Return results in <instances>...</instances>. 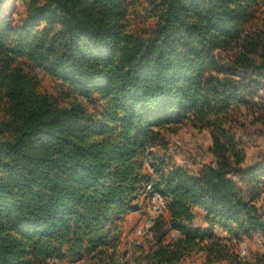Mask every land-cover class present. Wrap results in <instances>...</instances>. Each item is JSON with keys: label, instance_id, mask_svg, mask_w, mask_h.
I'll use <instances>...</instances> for the list:
<instances>
[{"label": "trees", "instance_id": "1", "mask_svg": "<svg viewBox=\"0 0 264 264\" xmlns=\"http://www.w3.org/2000/svg\"><path fill=\"white\" fill-rule=\"evenodd\" d=\"M256 125L264 0H0V264H264L241 255L264 240ZM183 126L211 139L196 170L169 155ZM148 186L166 208L129 255Z\"/></svg>", "mask_w": 264, "mask_h": 264}, {"label": "rangeland", "instance_id": "2", "mask_svg": "<svg viewBox=\"0 0 264 264\" xmlns=\"http://www.w3.org/2000/svg\"><path fill=\"white\" fill-rule=\"evenodd\" d=\"M44 91L55 93L56 85L47 77H42ZM246 146L247 164H255L264 161V125H256L243 134ZM169 155L179 166L190 169H198L213 160L209 153L211 139L206 131H198L188 126L178 128L175 134L167 137ZM140 210L129 215L122 227V249L128 251L129 255L139 256V247L148 248V243L153 242L150 229L154 218L152 205L149 198H142L139 204ZM172 238H177L175 232ZM264 240L260 236L253 240H245L241 245V255L247 256L250 252H262ZM179 264H205L202 255H194L184 259Z\"/></svg>", "mask_w": 264, "mask_h": 264}, {"label": "built area", "instance_id": "3", "mask_svg": "<svg viewBox=\"0 0 264 264\" xmlns=\"http://www.w3.org/2000/svg\"><path fill=\"white\" fill-rule=\"evenodd\" d=\"M148 192L150 194L149 199L153 207V218L156 219L160 214L164 212L166 204L164 199L159 194L153 193L150 186H148Z\"/></svg>", "mask_w": 264, "mask_h": 264}]
</instances>
